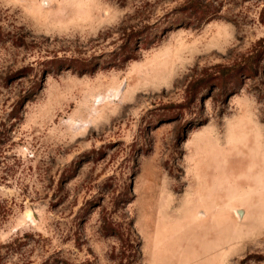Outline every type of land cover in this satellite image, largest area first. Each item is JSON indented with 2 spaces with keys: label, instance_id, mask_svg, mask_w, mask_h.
Masks as SVG:
<instances>
[{
  "label": "rangeland",
  "instance_id": "obj_1",
  "mask_svg": "<svg viewBox=\"0 0 264 264\" xmlns=\"http://www.w3.org/2000/svg\"><path fill=\"white\" fill-rule=\"evenodd\" d=\"M261 40L264 0H0V264H264Z\"/></svg>",
  "mask_w": 264,
  "mask_h": 264
},
{
  "label": "trees",
  "instance_id": "obj_2",
  "mask_svg": "<svg viewBox=\"0 0 264 264\" xmlns=\"http://www.w3.org/2000/svg\"><path fill=\"white\" fill-rule=\"evenodd\" d=\"M263 45H264V42H262V40H261V41L259 42V46L262 47ZM260 47H259V48H260ZM262 50H263V49H262ZM255 55H256V56H259V50H257V51L255 52V54H253V55L251 56L250 59H253ZM253 60H254V59H253ZM258 61H259V59L256 60L255 64H257ZM255 64H254V65H255ZM254 65H253V66L251 65V66L249 67L248 70H249V71H253V72L256 71V68H255ZM60 66H61V65H60ZM204 80H205V77H204L203 79H199V80H197V81H195V82H191L190 87H189V89H188V90H189V93H192L195 84H198L199 82H203ZM207 81H210V76L207 78Z\"/></svg>",
  "mask_w": 264,
  "mask_h": 264
}]
</instances>
